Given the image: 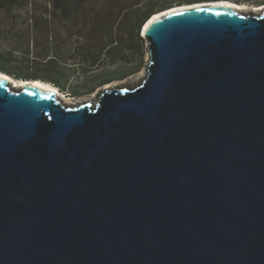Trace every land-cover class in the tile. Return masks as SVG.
Wrapping results in <instances>:
<instances>
[{
    "label": "water",
    "instance_id": "95a60500",
    "mask_svg": "<svg viewBox=\"0 0 264 264\" xmlns=\"http://www.w3.org/2000/svg\"><path fill=\"white\" fill-rule=\"evenodd\" d=\"M165 10L135 86L0 75V264H264V11Z\"/></svg>",
    "mask_w": 264,
    "mask_h": 264
},
{
    "label": "trees",
    "instance_id": "16d2710c",
    "mask_svg": "<svg viewBox=\"0 0 264 264\" xmlns=\"http://www.w3.org/2000/svg\"><path fill=\"white\" fill-rule=\"evenodd\" d=\"M202 1L209 0H0V29L10 46L0 51V71L73 95L94 90L128 74L107 66L127 61L152 14ZM75 57L77 68L68 62Z\"/></svg>",
    "mask_w": 264,
    "mask_h": 264
},
{
    "label": "rangeland",
    "instance_id": "374dc122",
    "mask_svg": "<svg viewBox=\"0 0 264 264\" xmlns=\"http://www.w3.org/2000/svg\"><path fill=\"white\" fill-rule=\"evenodd\" d=\"M231 1H234L240 5L246 6V7H248V9L251 8L252 6L255 7V6H258V5L264 3V0H231ZM182 5H184V4H182ZM176 6H179V5H175L172 7H176ZM244 13L248 14L247 12H244ZM143 25L141 26V29L139 31V35L141 37H142ZM4 31H5L4 29H0V32L2 33V34L0 33V51H6L7 47H10V46H8V41L5 40L7 35L4 36V34H5ZM11 41L14 42V39L12 38ZM75 44H76V41L74 40V38H72L70 40V43H69L70 47L68 46L70 48V50L75 47ZM126 59H127V61H125L123 63L118 62L114 65H108L107 66L110 69H120L121 67L125 68L126 71H128V74L125 77H123L121 79L113 78L112 80L105 82L102 85L96 87L94 90H91L88 92H81L80 94H77V95L69 94V97L70 98L73 97L75 99L74 101L87 99V98H90L92 95L96 96L98 90L103 89V87L105 85L113 84V83H116L118 87L137 85L142 80V76H140V74L142 73V71H144L145 65L148 61V52L146 49V42H145L144 38H143L142 43H138L134 50L127 51ZM76 60H77V58L75 57V58H72V61H68V62H70L72 65H74L77 62ZM76 65H74V68L78 67ZM102 69H103V67H102ZM5 74H7V73H5ZM7 75H9V74H7ZM75 76L79 80L80 77L78 78L77 74H75Z\"/></svg>",
    "mask_w": 264,
    "mask_h": 264
},
{
    "label": "bare ground",
    "instance_id": "6f19581e",
    "mask_svg": "<svg viewBox=\"0 0 264 264\" xmlns=\"http://www.w3.org/2000/svg\"><path fill=\"white\" fill-rule=\"evenodd\" d=\"M198 6H230L233 7L236 10H239L241 12H247V13H253V14H260L264 11V3L259 5V6H255V7H251L248 9V7L237 4L236 2L233 1H229V0H214V1H202V2H195V3H190V4H184V5H179L176 7H170L169 9H166L165 11H174L177 9H184V8H190V7H198ZM166 13V12H165ZM160 15L159 12L154 13V17ZM149 58V55H148ZM0 75L6 77L7 79L10 80L11 86L14 89H20L23 85H33L36 87H40L43 89H48L51 90L53 92H55L67 105H77L80 103H86L89 101H93L95 100L96 96L92 95L90 98L87 99H82V100H78V101H72L71 98L67 95H63L59 89L48 83V82H44L42 80H37V79H16L14 77H11V75H7L5 73H3L2 71H0ZM145 75V68L144 71H142V73L140 74V76H142V78ZM111 87H118L116 83L113 84H108L105 85L103 87V89L105 88H111ZM101 89V90H103Z\"/></svg>",
    "mask_w": 264,
    "mask_h": 264
},
{
    "label": "built area",
    "instance_id": "2783aa9c",
    "mask_svg": "<svg viewBox=\"0 0 264 264\" xmlns=\"http://www.w3.org/2000/svg\"><path fill=\"white\" fill-rule=\"evenodd\" d=\"M61 93H62L63 95H67V96H69V93H65V92H61ZM71 100L74 101L75 99L72 97Z\"/></svg>",
    "mask_w": 264,
    "mask_h": 264
},
{
    "label": "crops",
    "instance_id": "0c3cea01",
    "mask_svg": "<svg viewBox=\"0 0 264 264\" xmlns=\"http://www.w3.org/2000/svg\"><path fill=\"white\" fill-rule=\"evenodd\" d=\"M53 85V84H52ZM55 86V85H54Z\"/></svg>",
    "mask_w": 264,
    "mask_h": 264
}]
</instances>
